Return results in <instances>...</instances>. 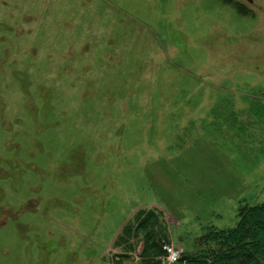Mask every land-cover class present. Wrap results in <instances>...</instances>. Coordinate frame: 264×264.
I'll return each mask as SVG.
<instances>
[{"label":"rangeland","instance_id":"obj_1","mask_svg":"<svg viewBox=\"0 0 264 264\" xmlns=\"http://www.w3.org/2000/svg\"><path fill=\"white\" fill-rule=\"evenodd\" d=\"M260 205L264 0H0V264H168Z\"/></svg>","mask_w":264,"mask_h":264},{"label":"trees","instance_id":"obj_2","mask_svg":"<svg viewBox=\"0 0 264 264\" xmlns=\"http://www.w3.org/2000/svg\"><path fill=\"white\" fill-rule=\"evenodd\" d=\"M248 212L252 215V221L248 218L245 220L246 216L241 214L239 225L231 232L212 233V248H214L212 251L201 252L202 255L195 257L182 255L178 264H261L264 260L260 258L261 255L264 256V205ZM149 225L150 221L147 220L146 226L150 227ZM140 228H144V223L139 230ZM147 253L148 248L145 247L143 255ZM205 253L209 255L204 257Z\"/></svg>","mask_w":264,"mask_h":264},{"label":"built area","instance_id":"obj_3","mask_svg":"<svg viewBox=\"0 0 264 264\" xmlns=\"http://www.w3.org/2000/svg\"><path fill=\"white\" fill-rule=\"evenodd\" d=\"M164 252L168 264H178L182 259L183 251L175 246H164Z\"/></svg>","mask_w":264,"mask_h":264}]
</instances>
